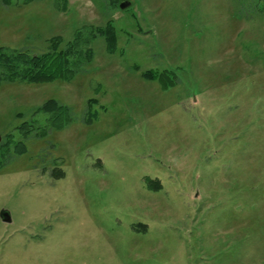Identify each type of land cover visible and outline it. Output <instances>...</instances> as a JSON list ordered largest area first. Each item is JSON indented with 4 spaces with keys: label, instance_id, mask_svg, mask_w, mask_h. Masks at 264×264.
Masks as SVG:
<instances>
[{
    "label": "rangeland",
    "instance_id": "1",
    "mask_svg": "<svg viewBox=\"0 0 264 264\" xmlns=\"http://www.w3.org/2000/svg\"><path fill=\"white\" fill-rule=\"evenodd\" d=\"M121 1L0 2V46L93 52L0 82V264H264V0Z\"/></svg>",
    "mask_w": 264,
    "mask_h": 264
},
{
    "label": "trees",
    "instance_id": "2",
    "mask_svg": "<svg viewBox=\"0 0 264 264\" xmlns=\"http://www.w3.org/2000/svg\"><path fill=\"white\" fill-rule=\"evenodd\" d=\"M12 1L0 0L3 5H9ZM31 1L33 0H22L24 3ZM96 34L104 36L108 51H114L116 34L110 23H107L104 28H97ZM97 35L92 33V36ZM84 41H87V39L83 38L81 33L78 32L73 41L68 42L65 48H60L61 38L56 36L51 40L50 50L41 54H30L0 46V82L16 80L30 83H43L54 80L68 81L93 55L92 49L85 46L86 42ZM143 76L149 79L155 77L151 70L145 71ZM162 85L167 87L163 79ZM91 101L93 100L89 102ZM41 110L49 115L48 121L56 129H62L68 123V107L59 104L55 99L47 100ZM14 150L17 153H22L25 150L23 143L18 142L14 146ZM3 163L4 160H0V167ZM55 173L56 176H59L62 175L63 171L55 169ZM147 185L154 190L161 188L158 179H148Z\"/></svg>",
    "mask_w": 264,
    "mask_h": 264
},
{
    "label": "water",
    "instance_id": "3",
    "mask_svg": "<svg viewBox=\"0 0 264 264\" xmlns=\"http://www.w3.org/2000/svg\"><path fill=\"white\" fill-rule=\"evenodd\" d=\"M129 5H130V2L129 1L122 0L120 2V4H119V7L121 9H124V8L128 7ZM0 218H1V220L3 222H7V223L11 222V216H10L9 212H7L5 210H3V211L0 212Z\"/></svg>",
    "mask_w": 264,
    "mask_h": 264
}]
</instances>
